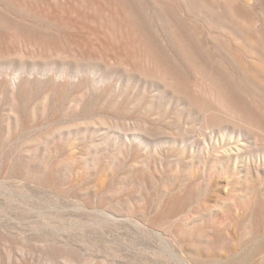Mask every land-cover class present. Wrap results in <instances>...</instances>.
I'll use <instances>...</instances> for the list:
<instances>
[{
	"label": "rangeland",
	"instance_id": "1",
	"mask_svg": "<svg viewBox=\"0 0 264 264\" xmlns=\"http://www.w3.org/2000/svg\"><path fill=\"white\" fill-rule=\"evenodd\" d=\"M0 264H264V0H0Z\"/></svg>",
	"mask_w": 264,
	"mask_h": 264
}]
</instances>
